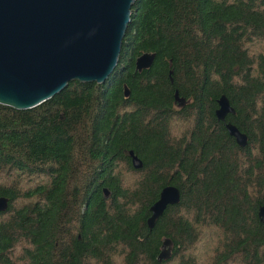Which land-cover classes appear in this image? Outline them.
Returning <instances> with one entry per match:
<instances>
[{"label": "trees", "instance_id": "obj_1", "mask_svg": "<svg viewBox=\"0 0 264 264\" xmlns=\"http://www.w3.org/2000/svg\"><path fill=\"white\" fill-rule=\"evenodd\" d=\"M222 94L244 147L215 117ZM167 185L180 202L150 230ZM1 196L0 264H264V0H135L104 84L0 104Z\"/></svg>", "mask_w": 264, "mask_h": 264}, {"label": "water", "instance_id": "obj_2", "mask_svg": "<svg viewBox=\"0 0 264 264\" xmlns=\"http://www.w3.org/2000/svg\"><path fill=\"white\" fill-rule=\"evenodd\" d=\"M135 0H0V104L17 110L31 109L60 93L70 82L104 84L119 62L122 40ZM155 58L144 52L134 61L135 71L148 69ZM124 95L129 90L124 85ZM178 107L185 99L174 92ZM234 113L226 95L214 111L229 136L244 147L247 135L226 121ZM132 166L142 161L129 151ZM108 196V190L103 189ZM180 190L167 185L150 206L151 230L168 206L180 202ZM8 199L0 197V213ZM264 223V205L258 208ZM172 242L165 238L158 261L170 257Z\"/></svg>", "mask_w": 264, "mask_h": 264}, {"label": "rangeland", "instance_id": "obj_3", "mask_svg": "<svg viewBox=\"0 0 264 264\" xmlns=\"http://www.w3.org/2000/svg\"><path fill=\"white\" fill-rule=\"evenodd\" d=\"M207 234V233H206Z\"/></svg>", "mask_w": 264, "mask_h": 264}]
</instances>
